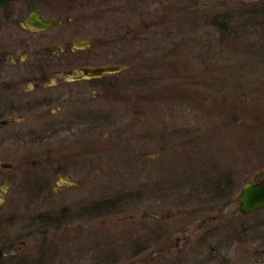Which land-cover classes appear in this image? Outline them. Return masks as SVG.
Masks as SVG:
<instances>
[{
    "label": "rangeland",
    "instance_id": "rangeland-1",
    "mask_svg": "<svg viewBox=\"0 0 264 264\" xmlns=\"http://www.w3.org/2000/svg\"><path fill=\"white\" fill-rule=\"evenodd\" d=\"M217 2L200 0L190 11L180 10L187 5L182 0H27L8 5L35 7L50 18H55L57 14L54 13L65 15L72 19V25L63 24L59 30L72 31L79 26L82 35L103 44L99 45L104 48L103 52L109 48L115 53L110 63L126 55L141 56L148 72L159 74V80L155 83L157 87L148 85L145 92L132 88L130 97L135 103L132 101L124 107L115 105L112 110L98 109L100 112L110 109L117 119L116 123L105 124L106 128L100 127L99 134L126 124L128 133L124 138L115 134L98 137L99 172L88 189L77 185L50 198L43 193L32 200L29 182L42 176V172L18 173L26 179L22 184L17 180L7 187L8 183L0 182V251L3 253L0 264H155L158 258L154 240L140 242L143 248H139L138 238H152L158 223L175 230L177 223L184 220L183 216H155L168 206L167 195L186 185L197 187L204 181H217L222 174H232L233 197L256 172L264 169V144L260 145L259 139L255 138L256 146L244 147L238 139L239 132L232 130L234 124L226 131L220 129L217 135H212L214 130L210 133L218 116H223L217 111L220 102L214 104L212 97L219 98L227 91L224 81L232 75L231 70L246 74L241 63L243 59L236 62L238 57L226 55L228 44L221 46L224 53L218 46L212 51L211 41L209 44L208 41H216L217 32L213 28L191 25L192 21L198 19L199 23L206 14L217 12L213 8ZM14 33L26 36L18 27L0 26V43L8 44ZM242 39L235 42L246 40ZM233 76L234 81L238 76ZM177 84L192 90L193 100L184 102L170 95L171 100L158 98L162 100L156 101L155 88L164 94ZM142 92L147 96L143 108L139 107L143 103L139 99ZM242 123L249 122L242 120ZM125 139L129 145L123 146L127 142ZM10 173L14 176L15 172ZM70 177L76 181L79 178L73 174ZM56 180L53 175L51 187H55ZM158 197H162L164 206ZM84 200L99 203V216L93 219L66 216V226L70 230L65 234L58 231L56 238H44L34 232L40 230L42 218L39 214L51 210L59 212L63 207L71 213L81 203H86ZM112 201L114 203L108 206ZM185 207L188 206H175L172 212ZM235 208L236 203L232 201L226 212L231 213ZM222 217L224 221L235 218ZM241 219L243 226L252 229L253 225L264 223V210ZM200 223L201 216H195L188 229L192 231ZM77 224L81 225L77 227ZM232 224L236 226L237 223ZM263 230L264 226H260L243 234L242 241L233 240L225 255L228 262L264 264ZM177 234L183 236L180 232L173 233V244ZM110 252L115 253L114 257H108ZM190 254L186 253L178 264L188 260Z\"/></svg>",
    "mask_w": 264,
    "mask_h": 264
},
{
    "label": "flooded vegetation",
    "instance_id": "flooded-vegetation-1",
    "mask_svg": "<svg viewBox=\"0 0 264 264\" xmlns=\"http://www.w3.org/2000/svg\"><path fill=\"white\" fill-rule=\"evenodd\" d=\"M16 1L22 3L27 0ZM12 2L15 1L0 5V26L18 27L26 36L14 33L8 44L0 43V182L8 183L7 187L17 180L22 184L26 179L18 173L42 172V176L29 182L32 200L43 193L50 198L65 188L77 185L88 189L99 172L98 137L115 134L124 138L128 133L127 124L100 134L98 130L106 128L105 124L117 122L111 110L115 105L124 107L131 104L132 88L145 92L148 85L157 87L155 83L159 74L148 72L141 56L126 55L120 61L110 63L115 53L109 48L103 52L104 48L99 47L103 44L98 39L82 35L83 30L79 26L72 31L59 30L63 24L72 25L71 18L58 13H54L57 14L55 18H50L30 6L8 7ZM32 13L55 25L46 29L35 28L29 20ZM113 66L122 69L101 75L91 71L97 67ZM123 72L127 74L121 75ZM175 88L177 85L172 86V89ZM158 89L154 91L156 101L162 98V91ZM139 99L143 101L139 107H145L147 96L142 92ZM99 108L111 110L100 112ZM124 141L127 142L123 146L129 145L127 139ZM13 170L14 176L10 173ZM72 174L79 177L78 181L70 177ZM53 175L57 178L55 187L50 184ZM241 188L231 197L235 189L232 174H222L217 181H204L197 187L186 185L167 195L168 206L165 207L168 209L164 207V212L155 213V216L167 218L183 216L184 220L177 223L176 229L158 223L152 238H136L144 244L154 240L158 264H178L186 253H191V257L183 264H234L225 258L233 240L242 241L243 234L264 226V223L253 225L252 229L243 226L241 218L252 216L264 208L248 214L240 213L237 197ZM158 198L163 205L162 197ZM84 201L86 203H81L71 213L63 207L59 212L51 210L39 214L42 218L39 221L40 230L34 232L50 239L57 236L58 231L65 234L70 230L66 226V216H89L90 219L99 216V203ZM232 201L236 203V208L227 213V206ZM113 203L108 202V206ZM182 204L188 207L172 212L173 207ZM195 216H201V223L190 231L188 227ZM222 216L235 218L224 221ZM36 220L37 217L33 221ZM234 221L236 226L232 224ZM80 225L77 224V227ZM229 227L233 228L225 232ZM178 232L183 236L177 234L173 244L172 234ZM141 243L139 248H143ZM114 255L110 252L108 257Z\"/></svg>",
    "mask_w": 264,
    "mask_h": 264
},
{
    "label": "trees",
    "instance_id": "trees-1",
    "mask_svg": "<svg viewBox=\"0 0 264 264\" xmlns=\"http://www.w3.org/2000/svg\"><path fill=\"white\" fill-rule=\"evenodd\" d=\"M183 1H186L187 5L181 7L180 10L186 11L191 9L190 7H197L200 0ZM216 1L218 2L213 4V8L217 12L206 14L203 21L198 23V19H196L192 21L191 25H195L194 28H213L217 32V38L216 41L211 39L208 41V44L211 41L212 51H215L214 47L218 46L219 50L223 52L221 46L228 44L226 55L238 57L239 61L236 62L243 59L241 63L246 69V74H241L235 69L231 70L233 71L230 73L232 75L227 74V80L224 81V83L227 82V84L225 83V87L226 85L228 87L227 91H223L219 98L212 97L214 104L220 102L217 103V111L223 116H218L217 124H213L210 133L214 130L215 134L212 135H217L220 129L226 131L234 124L236 129L232 130H236V133L239 132L238 139L244 147L248 148L251 144L252 147L256 146L255 138L260 140L261 145L264 144V0ZM241 38L246 40L243 43L235 42ZM248 39L251 41L248 42ZM220 55L222 57V54ZM236 66L241 67L240 65ZM233 75L238 76L234 81ZM232 86L233 89H231ZM192 92L189 88L177 84V88L172 89L171 87V90L162 94V98L171 100V95L172 99L179 98L184 102H189V100H193L191 99ZM242 120L249 123L243 124ZM240 129H243V132ZM217 147L218 145L214 149ZM236 149L241 151L238 146ZM1 254L3 253L0 251V258Z\"/></svg>",
    "mask_w": 264,
    "mask_h": 264
},
{
    "label": "water",
    "instance_id": "water-1",
    "mask_svg": "<svg viewBox=\"0 0 264 264\" xmlns=\"http://www.w3.org/2000/svg\"><path fill=\"white\" fill-rule=\"evenodd\" d=\"M15 0H0V5H4L7 2ZM30 23L35 25L37 29H46L55 25L52 21H45L34 13L30 15ZM122 69L120 66L113 67H97L93 72L98 75L102 73H111ZM239 212L242 214H248L258 209L264 208V170L256 173L252 181L246 182L242 185V188L238 194Z\"/></svg>",
    "mask_w": 264,
    "mask_h": 264
}]
</instances>
